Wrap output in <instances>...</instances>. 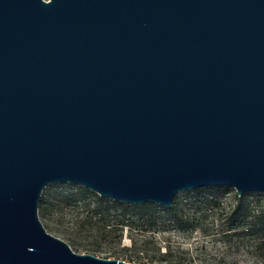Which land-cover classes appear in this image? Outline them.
<instances>
[{"label": "water", "instance_id": "1", "mask_svg": "<svg viewBox=\"0 0 264 264\" xmlns=\"http://www.w3.org/2000/svg\"><path fill=\"white\" fill-rule=\"evenodd\" d=\"M55 182L264 194V0H0V264H135L46 230Z\"/></svg>", "mask_w": 264, "mask_h": 264}, {"label": "rangeland", "instance_id": "2", "mask_svg": "<svg viewBox=\"0 0 264 264\" xmlns=\"http://www.w3.org/2000/svg\"><path fill=\"white\" fill-rule=\"evenodd\" d=\"M79 186L72 182L48 184L42 196L51 198L52 205L46 216L39 212L46 230L67 242L74 241L79 253L135 264H166L160 257L171 250L173 261L182 264H264V236L251 226L264 209L263 193L239 195L233 186L225 185L182 190L172 206L159 207L155 223L149 225L135 215H125L117 200H99L100 195L89 188L94 194L77 202L53 199L76 192ZM239 204L243 212L236 221L245 225L235 227L230 215ZM107 205L110 211L105 210Z\"/></svg>", "mask_w": 264, "mask_h": 264}, {"label": "trees", "instance_id": "3", "mask_svg": "<svg viewBox=\"0 0 264 264\" xmlns=\"http://www.w3.org/2000/svg\"><path fill=\"white\" fill-rule=\"evenodd\" d=\"M212 187H207L204 189H210ZM69 194H65V193H61L59 194V196H53V199L59 200H67V201H80L83 200L86 196H88V194H94V192H92L91 190L83 187V186H79V188L76 190V192H68ZM97 195V194H96ZM99 200H104L106 198L102 197V196H98ZM51 198H46L45 196H42L39 202V212L46 216L49 211H50V207L52 205V200H50ZM109 200V199H107ZM116 204H119L122 208H123V213L125 215H135L137 217V219L145 221L146 223H148L149 225H153L155 223V219H156V213L159 209V207L161 205L155 203V202H145V203H141V204H135V203H124V202H118L115 201ZM111 207L110 205L106 206V211H110ZM99 211H96V213H98ZM243 212V207L239 204L237 206V208L233 209V213L230 215L231 219H232V223L234 224L235 227H238L239 225H245L244 222H242V220L236 221V219H238L240 217V215ZM176 213V212H175ZM173 217H177L176 219H178V215H173ZM181 219V218H179ZM107 223H104V226H106ZM251 226L252 227H256L258 229L259 232H261V234L264 236V209L258 213L256 215V217L254 218V220L251 221ZM99 231H101L102 229L99 227L98 228ZM105 235V234H104ZM71 247L74 249L75 242L72 241L70 239V241L68 242ZM89 249V248H88ZM93 250V248H91ZM174 254L171 252V250L166 251L164 253H162V256L160 257L161 260H166V264H182V262L180 260H174L173 258ZM168 262V263H167Z\"/></svg>", "mask_w": 264, "mask_h": 264}]
</instances>
